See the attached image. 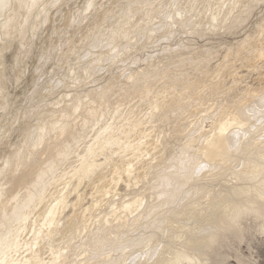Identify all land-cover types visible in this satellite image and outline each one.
Instances as JSON below:
<instances>
[{"label": "bare ground", "instance_id": "1", "mask_svg": "<svg viewBox=\"0 0 264 264\" xmlns=\"http://www.w3.org/2000/svg\"><path fill=\"white\" fill-rule=\"evenodd\" d=\"M262 177L264 0H0V264L255 263Z\"/></svg>", "mask_w": 264, "mask_h": 264}, {"label": "rangeland", "instance_id": "2", "mask_svg": "<svg viewBox=\"0 0 264 264\" xmlns=\"http://www.w3.org/2000/svg\"><path fill=\"white\" fill-rule=\"evenodd\" d=\"M239 112H240V110H239ZM173 136L175 138V136H177V135H173ZM247 137H249V135ZM247 137H245V138H247ZM244 140L245 139H243V142H244ZM253 142H255L254 138H253ZM163 143H165V141H163ZM238 145H240V148H238ZM159 149H163L164 151H166V153L163 152L160 155L161 156L160 160L161 161H167V163L170 164L171 161L165 160V156L171 153V158H172V161H173V159L175 158V156L172 157V153H174L173 144H168V145L164 144V145H162V147L159 146ZM245 149H246V147H245ZM223 150H225V152H222ZM226 150H227V152H226ZM246 150H248V151L250 150L249 153H253L254 151H256L254 146H252V147H250L249 149H246ZM248 151H245V152H248ZM217 153L221 154V156H223V157H227L229 159L228 162L234 160L235 162L231 166L237 165L236 161L242 160V158L244 157L243 154H245V153H243V151H241V143L240 142H236L234 144V147L231 150L228 148V146H226L222 150L217 151ZM192 161L193 160L188 159V161H186V163L189 162V166H190V163H192ZM203 161H206L207 164H209V165H215L216 166L215 160L213 161V160L205 159ZM211 161L213 163H211ZM186 163H184L183 161H179L178 167H186V166H188ZM208 169H210V168L208 167L207 169H205V171H207ZM262 178H264V177H262ZM116 215H122V212L119 211ZM128 218L126 217V219H128ZM94 219H95V217H94ZM94 219H90V220L94 221ZM108 219L110 220V223H112V221H114V217H112V216H110ZM100 223H102V225H100ZM100 223H98V225H100V227H98V225H96V226L92 227V231H96V229H98V231H100V229H102V227L104 225H106V223H104V219H102V221H100ZM122 225H124V227H122ZM120 227H122V231H125L126 233L118 235V239H116V237H114V233H112V232H111L112 233L111 235L105 234L106 232H104V233L103 232L102 233H92V231H90V227H89L87 233L90 235V237L84 238V239H82V241L80 243H76L75 244V247H79L80 246L79 244L87 243V245H89V247H90V250L92 251L91 252L92 255H89V258L87 257L88 259L86 258V260L84 261L85 262L84 264H87L89 259L91 261L99 260L98 263H93V264H101L100 261L103 260L102 255H104V254H110L112 256V258H114V257L116 258L117 257V258L120 259V258H122L120 256V254L121 253H125L127 248H128V250L133 251L131 249V247L127 245V243H124V244L121 245L118 242L119 241H124L125 239L128 241L131 237L134 236V233L133 232H128L129 229H123V228H128V227H126V221H122V223H120ZM104 228H105L104 231H114V227H108V225H106V227H104ZM140 230L141 229L137 228L136 232H139ZM117 232L118 231H116V233ZM102 234H104V236ZM94 235H96V237H94ZM98 235H100V237H103L102 239H104V241H102V243H100V245H98V243H95V238H97ZM124 235H126L127 238L124 237ZM92 237H94V239H92ZM108 241H110L112 244L107 245L106 242H108ZM253 244L256 246V251H257L256 256H257L258 260L255 263H244V264H264V245H263L264 244V238L263 239H261V238L254 239L253 240ZM112 245L116 246L117 249L115 250L113 248H110V249H112L113 254L110 253V252L106 253V247H108V246L112 247ZM99 246H101V247L98 250L94 249L95 247H99ZM242 249H243L242 250L243 252H246V253L250 252V249H248V246L246 245V243H242ZM100 251H102V253H100ZM88 252H90V251H88ZM129 255L127 256V263L128 264H129V260H128ZM230 260H231L230 261L231 264H240L239 262H237V260L234 257H230ZM117 261L119 262V260H117ZM106 262H108V261H106Z\"/></svg>", "mask_w": 264, "mask_h": 264}]
</instances>
